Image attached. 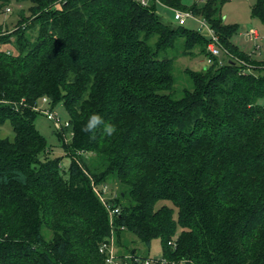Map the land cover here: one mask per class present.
Here are the masks:
<instances>
[{"label":"trees","instance_id":"obj_1","mask_svg":"<svg viewBox=\"0 0 264 264\" xmlns=\"http://www.w3.org/2000/svg\"><path fill=\"white\" fill-rule=\"evenodd\" d=\"M15 1L29 12L0 25L13 48L0 50V125L15 133L0 137V264H106L99 246L111 237L121 256L142 257L128 233L147 246L160 238L168 264H264V62L234 41L222 1L160 0L204 17L227 50L184 69L181 97L175 62L207 57L210 38L166 24L156 2ZM253 14L264 22V0ZM43 97L68 113L57 130L67 177L35 125ZM93 113L116 133L82 132ZM112 180L111 220L93 185Z\"/></svg>","mask_w":264,"mask_h":264},{"label":"rangeland","instance_id":"obj_2","mask_svg":"<svg viewBox=\"0 0 264 264\" xmlns=\"http://www.w3.org/2000/svg\"><path fill=\"white\" fill-rule=\"evenodd\" d=\"M207 0H182V5L186 8H191L194 4L202 5ZM221 13L223 20L227 24L237 25L238 32L234 36V41L246 52L253 53L254 57L260 61L264 62V22L253 14V5L257 0H221ZM10 11H5L0 15V25H3V29L11 30L15 27L17 20L19 18L18 11L21 8H25L26 12H29V3H17L15 0L9 5ZM157 12L161 19L168 25L172 27H177L178 23L173 18V11L171 8L166 7L162 4H157ZM186 27L197 29L199 28V23L189 18L186 22ZM257 29L259 37L253 41L249 40L245 33L250 29ZM207 35L205 29L201 30ZM0 50H12L7 44L0 45ZM208 65L206 56H182L179 57L175 62V77L176 84L174 89V96L181 97L182 90L185 87H191V82L184 73L186 67L192 69L201 70ZM260 104L264 105V97L260 98L258 101ZM53 112L61 119L62 122L68 119V113L62 102L58 103L54 108ZM35 125L38 131L46 137L49 144V155L50 157H60L61 163V173L67 177L69 172V166L71 164V157L67 154L62 146V140L57 134V128L53 120L47 118L44 113H39L35 119ZM15 133L13 131L10 122H6L0 125V137L13 139ZM109 194L108 199H113L117 197L119 190L121 189L120 184L115 181H109ZM171 204L170 201H162L160 203ZM177 217V212L175 214ZM126 244L130 249L135 248L142 257L149 258L152 264H160L159 261L164 258L163 246L160 238H154L150 246L145 245L133 234L126 235ZM115 241V240H114ZM117 246V245H116ZM117 250L118 246H117ZM178 264H182L179 262Z\"/></svg>","mask_w":264,"mask_h":264},{"label":"built area","instance_id":"obj_3","mask_svg":"<svg viewBox=\"0 0 264 264\" xmlns=\"http://www.w3.org/2000/svg\"><path fill=\"white\" fill-rule=\"evenodd\" d=\"M61 1L58 0L56 4H60ZM142 5H149L152 1L156 2L157 4H163L160 0H136ZM10 11V8L7 9ZM173 11V18L178 23V25H185L189 18L196 20L199 23V31L205 29L207 31V37L210 38L207 50L209 55L206 57L207 63L211 64L213 62L214 57H217L219 62L223 61L224 53H227V50L223 47L220 42L219 36L214 31L210 23L202 16L195 15L191 10H182L177 8H172ZM202 32V31H201ZM246 37L249 40L255 41L259 37V33L257 29L250 28L246 33ZM34 109L39 111L40 113H44L48 119L53 120L54 124L57 129H61L63 126H68L69 121L68 119L64 122L53 112L50 104V100L48 97H43L41 102L34 106ZM94 186L95 192L98 194L102 202L106 205L110 219H113V215L118 212V208L110 207L108 202V194H109V185H102L100 188L98 186ZM99 251L105 256L106 264H152L151 259L149 258H142V257H135L133 254H126L121 256L119 251L117 250L116 243L114 238L111 237L107 241H104L99 246ZM160 264H168V260L163 258L159 261ZM174 264V262L172 263Z\"/></svg>","mask_w":264,"mask_h":264},{"label":"clouds","instance_id":"obj_4","mask_svg":"<svg viewBox=\"0 0 264 264\" xmlns=\"http://www.w3.org/2000/svg\"><path fill=\"white\" fill-rule=\"evenodd\" d=\"M106 136H113L117 129L116 126L111 123H106L103 117L99 114L93 113L89 116L87 122L83 125L81 131L85 133H94L98 129H101Z\"/></svg>","mask_w":264,"mask_h":264},{"label":"crops","instance_id":"obj_5","mask_svg":"<svg viewBox=\"0 0 264 264\" xmlns=\"http://www.w3.org/2000/svg\"><path fill=\"white\" fill-rule=\"evenodd\" d=\"M164 6H166V5H164ZM166 7H168V6H166ZM170 8V7H169ZM172 9V8H171Z\"/></svg>","mask_w":264,"mask_h":264}]
</instances>
